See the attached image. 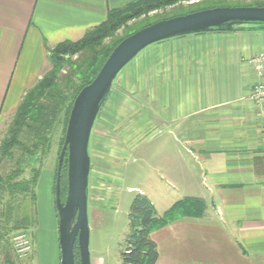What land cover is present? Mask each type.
Segmentation results:
<instances>
[{"label": "crops", "instance_id": "crops-1", "mask_svg": "<svg viewBox=\"0 0 264 264\" xmlns=\"http://www.w3.org/2000/svg\"><path fill=\"white\" fill-rule=\"evenodd\" d=\"M135 1L0 0V123L41 79L49 50L82 39ZM262 51L264 36L247 33L154 44L124 69L101 111L92 136V204L123 197L131 206L140 193L160 218L180 202L190 200L186 207L197 211L204 204L202 213L151 233L157 264H264V136L250 99L256 78L249 64ZM162 135L165 147L138 154ZM136 155L148 177L128 186V196L116 194L115 179L124 187ZM53 199L48 248L34 246L37 264H61Z\"/></svg>", "mask_w": 264, "mask_h": 264}, {"label": "trees", "instance_id": "trees-1", "mask_svg": "<svg viewBox=\"0 0 264 264\" xmlns=\"http://www.w3.org/2000/svg\"><path fill=\"white\" fill-rule=\"evenodd\" d=\"M189 1L192 0H137L124 9L110 12L103 24L87 31L82 39L75 42L64 41L49 50L48 57L52 69L23 96L8 125L6 135L0 141V216L8 222L14 221L11 230L28 229L29 209L31 206L36 208V186L40 170L32 169V177L26 179L23 177L26 165L29 166L46 156L52 138L60 126L63 128L61 138L63 147L76 97L96 78L120 42L135 32L165 19H157L122 36H117V32L130 21L143 15L147 16L166 6ZM206 1L194 6L204 3H209L210 6L200 7L186 14L217 7H264V1L252 5L227 4L223 0ZM11 161H15L12 169L8 173H2L5 163ZM64 168L63 202L66 200L68 189L67 158L63 170ZM55 188L56 178L54 195ZM189 203L190 200L178 203L160 218L148 197L137 193L130 206L129 231L121 254V264H157L159 251L157 244L151 238V233L175 219L185 215L195 216L204 211V204L200 203V211H197L196 208L186 207ZM75 253L79 263L78 245Z\"/></svg>", "mask_w": 264, "mask_h": 264}, {"label": "water", "instance_id": "water-1", "mask_svg": "<svg viewBox=\"0 0 264 264\" xmlns=\"http://www.w3.org/2000/svg\"><path fill=\"white\" fill-rule=\"evenodd\" d=\"M242 32H264V7H217L161 20L120 42L96 78L81 90L70 114L56 177L61 264H91L88 214L90 142L95 123L119 74L154 44L192 35ZM66 157L68 189L63 203L62 170ZM76 245L79 247V263Z\"/></svg>", "mask_w": 264, "mask_h": 264}, {"label": "rangeland", "instance_id": "rangeland-1", "mask_svg": "<svg viewBox=\"0 0 264 264\" xmlns=\"http://www.w3.org/2000/svg\"><path fill=\"white\" fill-rule=\"evenodd\" d=\"M227 4H240V5H252L257 2H263L264 0H223ZM207 2L206 0H192L189 2H182L176 5L166 6L164 8L158 9L149 13L147 16L143 15L138 19L132 20L126 24L124 28L117 32V36H122L126 32L131 33L141 27L149 24L150 22H154L157 19H170L176 16H181L183 14L186 15L191 10L204 8L206 6H210L209 3H204L203 5H196ZM197 12V11H196ZM247 34H258L264 36V32H242ZM76 58V57H75ZM127 68V67H126ZM125 68V69H126ZM52 69V65L50 63L48 57V66L41 78L45 74H47ZM124 70L119 74L117 79L114 82L112 92L117 84V80L120 78L121 74ZM111 92V93H112ZM111 95V94H110ZM110 97V96H109ZM102 112L100 113L101 116ZM98 117V119L100 118ZM12 117L4 119L0 123V141L6 135L7 128L9 123L12 120ZM98 119L95 123L94 129L98 125ZM101 126H99L100 128ZM93 129V133H94ZM92 133V136H93ZM63 136V128L60 126L55 136L52 138L50 148L46 156L39 158L38 161L34 162L31 165H26L24 168L23 177L26 179H30L32 177V169L38 168L40 170L39 181L36 186V208L31 206L29 209V226L26 230L14 231L11 230L13 228V222H8L5 218L0 216V264H37L35 261L34 255V246L38 245L43 248H48V227H49V219H48V203L50 202V197L54 201V187H55V178L56 173L58 171L59 157L62 151L61 138ZM162 139H154L151 143H143L139 146L138 154L140 152H157L161 146L165 147V139L164 135H162ZM92 137L90 142V155H91V168L92 162L97 158V149L94 146V142L92 144ZM179 146V145H178ZM167 148V147H166ZM67 158V157H66ZM137 163H133V160L128 162L129 167L127 168L129 174L126 179H124V187L121 186L122 179H115V183L117 187L114 192L116 194H122V191L130 186L136 184V180L140 178H147V169L142 160L138 159L136 155ZM155 162V161H153ZM15 161L6 162L2 173H8L12 166H14ZM65 164V163H64ZM136 169V171H135ZM137 171L141 173L138 176ZM62 173L65 174V168L62 170ZM68 175V173H67ZM68 179V176H67ZM118 189V190H116ZM127 195V191L124 192ZM128 196V195H127ZM135 196V195H134ZM133 196V197H134ZM90 198V197H89ZM66 201V200H65ZM64 203V202H63ZM131 205V204H130ZM130 206L128 203H124L123 197L121 200H112V202H104L99 205H94L91 203L89 199V228H90V260L91 264H121V254L124 249V243L126 234L129 231V220L127 214L129 212ZM59 230V227H58ZM26 234L29 240L32 243L33 250L31 254L26 258H19L18 254L13 245V239L19 235ZM59 237V233H58Z\"/></svg>", "mask_w": 264, "mask_h": 264}, {"label": "built area", "instance_id": "built-area-1", "mask_svg": "<svg viewBox=\"0 0 264 264\" xmlns=\"http://www.w3.org/2000/svg\"><path fill=\"white\" fill-rule=\"evenodd\" d=\"M249 64L251 65L256 82L250 94L251 101L258 110L260 127L264 136V51L254 56ZM13 245L19 258L28 257L33 246L26 234L19 235L13 239Z\"/></svg>", "mask_w": 264, "mask_h": 264}]
</instances>
